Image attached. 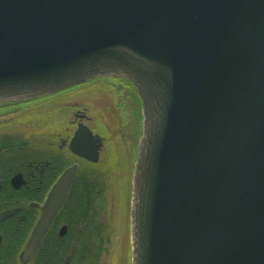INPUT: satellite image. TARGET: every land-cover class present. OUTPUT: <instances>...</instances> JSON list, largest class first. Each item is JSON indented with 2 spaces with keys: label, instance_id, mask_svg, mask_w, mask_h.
<instances>
[{
  "label": "water",
  "instance_id": "95a60500",
  "mask_svg": "<svg viewBox=\"0 0 264 264\" xmlns=\"http://www.w3.org/2000/svg\"><path fill=\"white\" fill-rule=\"evenodd\" d=\"M99 77L142 105L131 264H264V0H0V103Z\"/></svg>",
  "mask_w": 264,
  "mask_h": 264
},
{
  "label": "flooded vegetation",
  "instance_id": "af4514ba",
  "mask_svg": "<svg viewBox=\"0 0 264 264\" xmlns=\"http://www.w3.org/2000/svg\"><path fill=\"white\" fill-rule=\"evenodd\" d=\"M94 88L105 95L102 114L79 99ZM138 101L127 80L99 77L0 103V264H122L139 144L128 123ZM116 223L124 239L111 249Z\"/></svg>",
  "mask_w": 264,
  "mask_h": 264
},
{
  "label": "rangeland",
  "instance_id": "374dc122",
  "mask_svg": "<svg viewBox=\"0 0 264 264\" xmlns=\"http://www.w3.org/2000/svg\"><path fill=\"white\" fill-rule=\"evenodd\" d=\"M82 93H84L85 95L80 96L79 99L84 98V100H86L88 104H91L92 108H95V110L97 111H101V114L103 113V110L107 111L106 109L108 105L104 102L105 95H102V91L100 89L94 88V89H90L88 92H81L79 94H82ZM48 120L49 119L43 118L42 120H40L39 124L45 125L48 122ZM130 120L131 121L128 123V127L131 130H135L137 133L136 136L137 137L139 136L140 138L142 135V128H143L142 105H141L140 99L138 101V106L135 105L133 107ZM120 166L122 167V171H123L125 169V164L122 162ZM124 235H125L124 249L126 250H125V254L123 250L122 264H127L129 263V257H130V252H131V249H130L131 230L127 229ZM120 237H121V242H122L124 237H123L122 232H120V228L118 224L116 223L115 229L113 230L112 241L110 243L111 249H113V247L115 246L116 242L119 240Z\"/></svg>",
  "mask_w": 264,
  "mask_h": 264
}]
</instances>
